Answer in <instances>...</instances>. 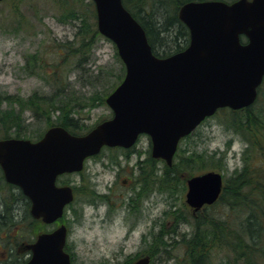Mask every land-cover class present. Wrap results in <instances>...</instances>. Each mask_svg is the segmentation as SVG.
Here are the masks:
<instances>
[{
  "label": "rangeland",
  "instance_id": "1",
  "mask_svg": "<svg viewBox=\"0 0 264 264\" xmlns=\"http://www.w3.org/2000/svg\"><path fill=\"white\" fill-rule=\"evenodd\" d=\"M89 1L67 0L66 7H60L57 0L0 2V110L4 119L0 122V140L15 138L17 131L23 139H39L49 127L57 124L56 116L60 112L56 109L71 107L69 100L78 103L74 105L73 102L72 118L83 134L111 117L109 108L98 98L105 99L119 84L114 75L120 74L122 61L114 44L96 30V18L92 15ZM70 9L73 13L77 11V15H71ZM93 21L97 32L90 40L91 30L86 32V29L92 27ZM224 121L225 114L217 112L197 127L191 138L182 141L179 147L185 148L187 142H193L191 148L197 152L227 150V171H216L227 177L234 169L243 166L241 154L245 143L225 127ZM150 155V140L141 136L128 151L104 149L95 159L87 160L82 172L63 176L62 182L79 191L63 218L55 226L36 222L35 228H28L24 234L25 229L20 226L21 237V231L16 234L17 230L12 229L15 238L0 239V261L8 259L5 243L16 242L18 238L20 246L15 251L24 256L25 245L38 234L60 224L67 227L66 248L73 264H124L128 257H131L132 264L146 252L148 243L143 242L144 235L150 231L162 233L160 228H163L165 232H185L189 238L191 225L194 227L191 218L209 222L212 217L209 215H213L214 221H222L220 226L224 230L237 231L246 214L233 211L228 198L205 206L197 215L192 214L185 204V193L186 180L194 175L182 171L175 174L181 184L178 188L171 186L176 187L173 192L152 188L148 180L152 160L156 163L152 167L157 174H161L165 163L152 159ZM132 173L136 178V190L129 187ZM73 211L76 212L75 220L68 218ZM19 215L17 221L21 222L23 213ZM5 232L1 231V236ZM171 233H162L164 241L172 245L169 247L171 258L164 260L167 254L162 251L157 256L161 259L153 260L151 264H187L184 262L181 236ZM226 248L210 254L208 264H224L229 259L228 255L232 259L231 250L228 246ZM17 253L14 252V257Z\"/></svg>",
  "mask_w": 264,
  "mask_h": 264
},
{
  "label": "water",
  "instance_id": "2",
  "mask_svg": "<svg viewBox=\"0 0 264 264\" xmlns=\"http://www.w3.org/2000/svg\"><path fill=\"white\" fill-rule=\"evenodd\" d=\"M91 1L97 31L114 44L125 67L122 82L105 99L112 117L81 136L56 126L37 142L0 140L5 181L22 191L31 217L44 224L60 219L73 200L70 186H57L59 176L82 171L85 160L103 147L130 149L140 135L149 137L151 157L171 166L182 138L218 109L251 106L264 78V0L183 4L178 18L189 31V44L166 58L152 53L122 0ZM186 185L185 203L197 212L217 201L223 179L206 171ZM66 235L63 224L39 234L25 247L31 253L25 264H71ZM133 264H150V258Z\"/></svg>",
  "mask_w": 264,
  "mask_h": 264
},
{
  "label": "trees",
  "instance_id": "3",
  "mask_svg": "<svg viewBox=\"0 0 264 264\" xmlns=\"http://www.w3.org/2000/svg\"><path fill=\"white\" fill-rule=\"evenodd\" d=\"M192 1L202 2L211 0H122V3L145 31L152 53L158 58H165L184 50L188 46L189 32L187 27L179 20L178 10L183 4ZM215 1L232 3L235 0ZM57 2L60 3V7H66L67 0H57ZM89 5L92 7L91 12L93 17L96 18L94 6L91 1H89ZM69 13L71 15H77V11L73 13L72 9H70ZM94 21L92 27L90 28L88 26L86 29V32H90L91 30L90 40L97 32ZM80 46H83V43ZM120 64L122 73L120 72V74H115L114 76L121 82L124 75V67L121 62ZM69 101L71 104L70 108L61 106L56 109L60 113L56 116L57 124L54 125L63 127L73 135H82L83 133L79 131L80 128L72 118L74 114L72 107L78 103L74 100ZM81 101L84 102L83 99ZM98 101L104 103V98L99 97ZM73 102H75L74 105ZM19 105H21L20 102ZM219 111L225 114V127L240 137L241 141L245 143V148L241 154L243 166L239 169H234L227 177H223V189L217 202L219 203L220 200L224 198V200H227L228 198L229 206L232 210L244 211L246 217L241 220L237 231L234 232L231 229V231L226 228L224 230L220 226L222 221L217 223L212 218L214 217L213 215H209L212 216L209 222L201 218H191L194 227L191 225L189 238L186 237L188 235L185 232L181 234H178L175 230L172 233L165 232L163 228H160V231L163 234L171 233L174 236H181L184 262L187 264H208L210 260L208 259L209 255L217 250V253H219L227 249L226 246L231 250L233 257L231 259L228 255L229 259L224 264H264V80L258 89L257 99L251 106L237 111L230 109H222ZM1 115L2 111L0 110V122H4ZM7 117H5V120ZM11 127L12 125L9 126V128ZM5 131H8V129ZM15 135V138H21L19 137L20 134L18 131ZM191 136L185 137L181 142L188 141ZM192 144L193 142H187L185 148L180 146L175 154L172 166L169 168L163 164L160 170L161 174H157L156 169L152 167L156 164L152 160L150 176L148 177L152 188L173 192L181 184L175 176V174H179L181 171L189 175H195V172L208 170L227 171L225 165L227 150L211 153L205 150L197 152L192 150ZM60 184L63 185L66 183L60 180ZM174 185L176 187L171 188ZM11 189L13 191L10 193ZM74 189L78 194V188L75 187ZM181 190H184V188ZM4 193L8 197H4ZM29 207V200L22 194L20 189L5 182L0 170V233L1 231H6L4 235L1 236L0 234V239H2L1 237H5V240L11 239L14 236L12 229L17 230V234L18 231H21L20 226L21 229H25L23 234L28 228H35L36 222L40 221L32 219L29 214ZM21 212L23 213V220L20 222L17 219L21 216L19 215ZM166 216H168V211ZM68 218L75 220L76 212L73 211ZM43 227L41 226V228ZM162 233L155 234L150 231L143 237V242L148 243L144 255L150 258L151 263L153 260L161 259L157 256L162 254V251L167 254L164 260L167 261L168 257L171 258L169 247L172 245L164 241ZM19 236H22V231L19 233ZM19 242L17 238L16 242H7L4 244L7 249L5 253L8 255V259L4 262L0 261V264H24L28 260L26 256L29 255V252L25 251L24 254L26 256H22L20 254L18 255V250L15 251L20 246ZM14 252L17 253L16 257H14ZM131 261V257H128L124 264H131Z\"/></svg>",
  "mask_w": 264,
  "mask_h": 264
},
{
  "label": "flooded vegetation",
  "instance_id": "4",
  "mask_svg": "<svg viewBox=\"0 0 264 264\" xmlns=\"http://www.w3.org/2000/svg\"><path fill=\"white\" fill-rule=\"evenodd\" d=\"M74 115V114H73ZM37 140H39V139H37ZM37 140H35V141H37ZM34 141V142H35ZM122 150V149H121ZM124 151H128V150H124ZM96 157H94V159H95ZM90 159H93V158H90ZM89 159V160H90ZM72 176V175H71ZM129 178H130V182H129V187L132 189V190H136V188H137V183H136V178H135V176H134V173H132L130 176H129ZM123 183H125V181H123ZM71 187H72V190H73V194H74V199H75V195H76V192H75V187L74 186H72L71 185ZM120 198H122V197H120Z\"/></svg>",
  "mask_w": 264,
  "mask_h": 264
},
{
  "label": "bare ground",
  "instance_id": "5",
  "mask_svg": "<svg viewBox=\"0 0 264 264\" xmlns=\"http://www.w3.org/2000/svg\"><path fill=\"white\" fill-rule=\"evenodd\" d=\"M223 177V176H222Z\"/></svg>",
  "mask_w": 264,
  "mask_h": 264
}]
</instances>
